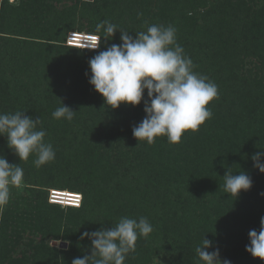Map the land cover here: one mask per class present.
Segmentation results:
<instances>
[{"label": "trees", "instance_id": "trees-1", "mask_svg": "<svg viewBox=\"0 0 264 264\" xmlns=\"http://www.w3.org/2000/svg\"><path fill=\"white\" fill-rule=\"evenodd\" d=\"M104 20L117 31L98 50L65 45L71 32L100 37ZM153 24L173 26L193 71L218 88L211 119L178 144L139 143L132 130L144 102L112 109L89 83L90 59L121 44L120 31L135 38ZM62 104L76 112L71 121L53 118ZM16 111L40 119L56 155L37 168L35 155L20 161L0 136V156L24 171L0 210V264H72L91 255L84 232L121 217L153 227L124 264H199L204 238L221 260L264 264L246 251L264 217V173L252 160L264 152V0H0V113ZM229 169L252 180L236 198L224 192ZM51 190L78 193L82 204H52Z\"/></svg>", "mask_w": 264, "mask_h": 264}, {"label": "clouds", "instance_id": "clouds-1", "mask_svg": "<svg viewBox=\"0 0 264 264\" xmlns=\"http://www.w3.org/2000/svg\"><path fill=\"white\" fill-rule=\"evenodd\" d=\"M116 31V25L101 21L96 25V32L102 35L87 48L98 49L101 38H112ZM120 33L121 44H112L90 59V85L103 97L105 106L112 109L122 103L138 106L144 102L146 116L132 130L139 143L152 145L162 136H166L169 144L180 143L185 132H196L211 119L212 112L207 106L218 97L217 85L193 71V61L177 43L173 26L153 24L146 31L137 32L135 38L126 31ZM75 113L62 104L52 116L71 121ZM39 123L40 119L33 120L25 112L0 113V136L7 137L8 148L20 161L35 155L33 163L37 168L53 161L56 155L52 144L44 140L46 132L37 130ZM262 156L264 152H258L252 160L253 166L264 173ZM23 176L22 167L10 165L0 156V210L8 204L11 188L22 187ZM223 180L224 192L231 198L252 187L250 176L243 171L234 174L229 169ZM152 231L145 217L138 221L121 217L111 229L84 232L81 239L91 241V255L75 258L72 264H124L128 254L135 252L138 238H147ZM248 236L250 243L246 251L264 261V217L260 219L259 232L250 230ZM210 247L211 241L205 238L196 247L199 264H231L229 260L220 259L219 249L209 252Z\"/></svg>", "mask_w": 264, "mask_h": 264}, {"label": "built area", "instance_id": "built-area-1", "mask_svg": "<svg viewBox=\"0 0 264 264\" xmlns=\"http://www.w3.org/2000/svg\"><path fill=\"white\" fill-rule=\"evenodd\" d=\"M98 37L99 36L89 35L85 33L71 32L67 36L66 45L78 49L98 50L87 48V46ZM82 200V195L68 191L51 190L49 195L50 203L61 205L63 207L79 208L82 204Z\"/></svg>", "mask_w": 264, "mask_h": 264}, {"label": "water", "instance_id": "water-1", "mask_svg": "<svg viewBox=\"0 0 264 264\" xmlns=\"http://www.w3.org/2000/svg\"><path fill=\"white\" fill-rule=\"evenodd\" d=\"M88 1H92V0H88ZM53 246L66 249L68 247V244L64 242L62 243L54 242Z\"/></svg>", "mask_w": 264, "mask_h": 264}, {"label": "rangeland", "instance_id": "rangeland-1", "mask_svg": "<svg viewBox=\"0 0 264 264\" xmlns=\"http://www.w3.org/2000/svg\"><path fill=\"white\" fill-rule=\"evenodd\" d=\"M79 33H84V32H79ZM85 34H87V33H85ZM89 35H94V34H89ZM95 36H98V35H95ZM66 45V44H65ZM50 194V193H49ZM62 208H65V207H63V206H61ZM156 262L158 263V260H156ZM161 262H165V260L163 259Z\"/></svg>", "mask_w": 264, "mask_h": 264}]
</instances>
